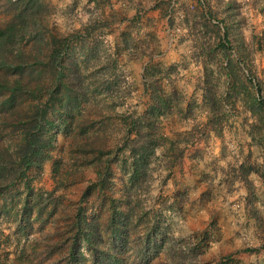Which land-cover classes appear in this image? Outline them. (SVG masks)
Here are the masks:
<instances>
[{"label": "rangeland", "instance_id": "rangeland-1", "mask_svg": "<svg viewBox=\"0 0 264 264\" xmlns=\"http://www.w3.org/2000/svg\"><path fill=\"white\" fill-rule=\"evenodd\" d=\"M10 1L0 0V23L16 10ZM84 1L37 0L36 8L42 24L40 31L59 39L65 60H74L82 74L80 113L96 121L109 116L103 130L107 145L112 147L122 137L123 118L134 117L147 106L150 87L144 89L141 74L148 65L151 75L160 81L168 105L164 114L155 118L156 126L168 139L180 140V146L186 144L180 162L169 168L165 159L153 156L148 175L137 188L139 206L135 211L143 213L141 222L147 221L148 227L155 225L160 239L156 259L160 262L154 259L151 264H176L170 257L171 250L178 254L177 264H215L219 260L226 264H264L260 240L264 235V180L259 173L264 171V103L258 105L253 116L244 97L249 92L264 102V50H251L247 61L259 84L256 91L254 81L252 86L247 83L248 72L241 64L234 66L230 74L225 70L227 60L223 55L211 51L215 31L203 17L204 0H116L127 11L129 22H112L121 13L115 0L110 1L113 6L109 16L105 4L96 9L92 4L86 6ZM205 1L215 8V0ZM235 1L242 16L240 29L248 40L264 26V16L255 0ZM119 31L134 35L131 40L135 47H129L131 52L118 41ZM26 39L27 35L15 46L28 45ZM134 55L139 59H133ZM46 72L49 77V71ZM203 79H207L218 97L215 109L218 127L207 120ZM245 88L248 91H241ZM47 117L51 124H44L43 129L55 134L54 146L48 148V153L52 159L59 155L65 158L69 155L67 144L74 131L73 124L68 126L70 132L63 134L58 113L49 111ZM113 153L112 150L110 155ZM51 158L42 161L41 168L32 167L26 172L32 196L29 203L41 204L50 196L53 198L42 214L45 217L51 210L50 217L35 221V208L32 209L27 236L18 235L17 246L27 251L33 245L32 236L61 227L83 181L93 175L90 168L71 165L67 160L65 168L72 176L56 188L51 178ZM241 163L259 170L246 176L248 184L242 180ZM112 167L110 186L118 195L123 176L116 164ZM17 192H23L21 181L0 192V204L1 197L5 198L8 210V217L1 218L0 230L8 233L11 240L7 246H0V257L3 251L11 257L16 244L11 232L22 203ZM174 192L185 197L179 207L171 206ZM99 206L93 211L102 219L105 211ZM254 212L261 220L258 227L252 216ZM137 231L144 235L146 229L141 224ZM204 233L207 242L201 240L202 253L185 254L193 247L194 238ZM147 235L155 239L150 229ZM59 253L54 250L49 262L54 260L58 264ZM43 264H49L48 260ZM126 264L141 263L128 254Z\"/></svg>", "mask_w": 264, "mask_h": 264}, {"label": "trees", "instance_id": "trees-1", "mask_svg": "<svg viewBox=\"0 0 264 264\" xmlns=\"http://www.w3.org/2000/svg\"><path fill=\"white\" fill-rule=\"evenodd\" d=\"M110 1L85 0L84 4H92L96 9L105 4L106 16H109L113 6ZM255 1L256 7L264 16V0ZM215 2L214 8L208 1H203V17L215 31L211 51H218L223 55L227 60L225 70L230 74L234 66L241 64L248 72L247 83L252 86L254 81L256 91H259L257 79L248 69L247 61L251 50H264V26L246 40L239 25L242 19L239 4L235 0ZM9 4L16 10L0 23V192L17 181H21L23 192L16 193L22 201L17 223L11 232L16 237V244L11 257L3 251L0 264H43L47 260L49 264H54V260L49 262L54 250L60 252L58 264H126L128 254H132L141 264H151L158 258L160 239L155 225L148 227L147 221L141 222L143 213L135 211L139 206L137 188L146 179L149 160L153 156L165 159L169 168L180 162L186 145L180 146V140L168 139L156 126L155 118L163 115L168 108L160 81L151 75L148 65L143 67L141 78L144 89L150 87V91H147V106L136 116L123 118L122 137L114 142L113 148L110 147L103 130V123L109 116H103L96 121L89 115L80 113L78 108L83 88L82 74L74 60H65V50L60 47L59 39L40 31L42 24L36 10L39 5L37 0H11ZM114 4L120 8L116 0ZM119 10V19L112 22L131 21L123 7ZM117 34L116 37L124 49L131 52L129 47H135L131 40H134V35L130 31H119ZM25 35L29 44L15 46ZM134 56L136 57L133 59H139L138 55ZM46 70L49 71V77ZM202 84V98L208 110L207 120L218 127L219 121L215 114L218 97L210 88L207 79H203ZM248 93L244 94L245 102L249 113L254 116L257 114L258 105L264 102ZM49 111L58 113L63 134L70 132L68 126L73 124L71 129L74 131L67 147L75 151L74 154L69 150V155L65 158L59 155L52 159L49 155L48 148H53L52 141L55 139L54 133L43 129L44 124H51L47 117ZM112 150L114 153L110 155ZM46 158H51V178L56 188L72 176L65 168L67 160L72 162L71 165L90 168L93 175L83 181L82 189L71 203L61 227L32 236L33 245L27 251L25 247L17 246V243L19 234L27 236L28 217L32 209L35 208V221L49 218L52 214L49 210L42 217L46 204L53 199L51 196L41 204L29 203L32 196L26 172L32 167L41 168L42 161ZM112 164L117 165L120 175L123 176L120 178L122 187L118 195H115L110 186L113 178ZM240 170L246 184V176L259 171L254 165L242 163ZM259 173L264 180V171ZM171 199V206L179 207L184 203L185 197L174 192ZM5 202L6 199L1 197L0 221L2 217H8ZM96 205H100L99 208L103 207L105 211L102 219L93 211ZM252 216L258 227L261 224L260 218L256 212ZM141 224L146 229L144 235L137 231ZM149 229L155 239L148 238ZM257 230L259 228L256 232ZM206 236L204 233L197 239L194 238L191 244L193 247L185 251V254L198 256L202 253L200 244L201 240L207 242ZM0 237V246H7L11 241L10 235L2 233L1 230ZM260 238L264 250V235ZM177 255L173 250L170 251V257L176 264ZM158 262L160 260H156ZM215 264L226 262L219 260Z\"/></svg>", "mask_w": 264, "mask_h": 264}]
</instances>
